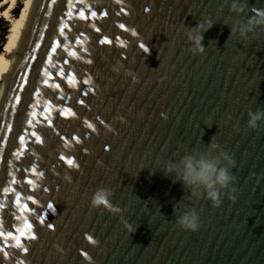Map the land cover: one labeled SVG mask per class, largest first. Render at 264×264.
<instances>
[{"label": "water", "instance_id": "water-1", "mask_svg": "<svg viewBox=\"0 0 264 264\" xmlns=\"http://www.w3.org/2000/svg\"><path fill=\"white\" fill-rule=\"evenodd\" d=\"M260 10L38 0L0 116V264H264V120L246 127L264 111V30L230 37ZM209 21L194 55L187 34ZM211 143L236 162L219 208L166 173L218 158ZM100 188L118 213L90 206ZM185 208L198 231L177 227Z\"/></svg>", "mask_w": 264, "mask_h": 264}, {"label": "clouds", "instance_id": "clouds-1", "mask_svg": "<svg viewBox=\"0 0 264 264\" xmlns=\"http://www.w3.org/2000/svg\"><path fill=\"white\" fill-rule=\"evenodd\" d=\"M246 4L233 3L231 10L236 14H242L245 11ZM212 27V23H198V25L188 32L187 39L191 45L190 51L194 55L203 54L205 47L202 45V33ZM256 29L264 30V10L247 19L246 22L230 29V37L237 34L241 39H247L250 33ZM132 75V73H128ZM133 80L135 77L133 76ZM264 120V111L257 110L255 113H248L246 127L251 131H256L258 123ZM209 148L213 152H218V158H209L206 155H190L184 157L179 165H170L166 173L175 172L176 179L185 187L192 189V196L199 198L203 195L213 208L221 206V194L228 190L229 199L234 200L236 189L230 187L235 181V176L231 169L235 166L234 158L226 151L219 148L216 143H211ZM113 193L108 188L97 189L91 198L90 206L94 209L103 207L109 212L115 214L120 211L118 207L111 204L110 198ZM177 212L174 206V215ZM176 225L182 231L196 232L201 227L199 215L195 208H185L176 218Z\"/></svg>", "mask_w": 264, "mask_h": 264}, {"label": "bare ground", "instance_id": "bare-ground-1", "mask_svg": "<svg viewBox=\"0 0 264 264\" xmlns=\"http://www.w3.org/2000/svg\"><path fill=\"white\" fill-rule=\"evenodd\" d=\"M37 2L38 0H2L0 4V19L5 18L11 25L8 42L0 55V116L14 78L21 48L33 22ZM19 3L22 5L20 15L15 18L13 11Z\"/></svg>", "mask_w": 264, "mask_h": 264}, {"label": "rangeland", "instance_id": "rangeland-1", "mask_svg": "<svg viewBox=\"0 0 264 264\" xmlns=\"http://www.w3.org/2000/svg\"><path fill=\"white\" fill-rule=\"evenodd\" d=\"M21 7L22 5L19 3L14 9L13 15L15 18L19 17ZM10 27H11L10 23L5 18L0 19V49L2 47V52L0 53V55L3 53L5 46L8 42L7 37L9 35ZM0 63H1V60H0Z\"/></svg>", "mask_w": 264, "mask_h": 264}, {"label": "snow or ice", "instance_id": "snow-or-ice-1", "mask_svg": "<svg viewBox=\"0 0 264 264\" xmlns=\"http://www.w3.org/2000/svg\"><path fill=\"white\" fill-rule=\"evenodd\" d=\"M81 15H83V14H81ZM92 15L95 16L96 13H92ZM121 27H123V25H121ZM133 35H135V33H133ZM101 43H106V41H101ZM90 127H91V126H90ZM21 141L23 142V137H21ZM61 159H63V157H61ZM68 163L71 164L72 161H68ZM28 183L30 184L31 181H28ZM17 200H19V197H17ZM25 210H27V209H26V206H25ZM27 227L30 228L31 226L28 225ZM20 234H21V235H24L23 231H21ZM31 238H32V239H35V237H31ZM14 239H15V238H14ZM17 245L20 246L19 240H17ZM21 247H22V246H21ZM25 251H26V249H25ZM5 255H7V254L5 253Z\"/></svg>", "mask_w": 264, "mask_h": 264}, {"label": "trees", "instance_id": "trees-1", "mask_svg": "<svg viewBox=\"0 0 264 264\" xmlns=\"http://www.w3.org/2000/svg\"><path fill=\"white\" fill-rule=\"evenodd\" d=\"M2 3V0H0V4ZM2 52V47H1V49H0V53Z\"/></svg>", "mask_w": 264, "mask_h": 264}]
</instances>
